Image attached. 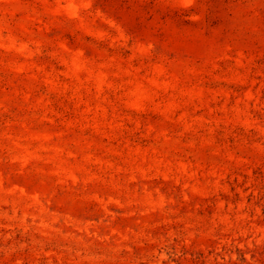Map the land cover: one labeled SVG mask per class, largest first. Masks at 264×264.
<instances>
[{"label": "rangeland", "instance_id": "1", "mask_svg": "<svg viewBox=\"0 0 264 264\" xmlns=\"http://www.w3.org/2000/svg\"><path fill=\"white\" fill-rule=\"evenodd\" d=\"M0 264H264V0H0Z\"/></svg>", "mask_w": 264, "mask_h": 264}]
</instances>
